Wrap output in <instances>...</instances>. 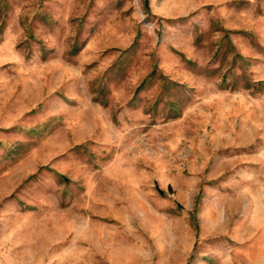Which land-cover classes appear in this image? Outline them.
Masks as SVG:
<instances>
[{
    "label": "rangeland",
    "instance_id": "obj_1",
    "mask_svg": "<svg viewBox=\"0 0 264 264\" xmlns=\"http://www.w3.org/2000/svg\"><path fill=\"white\" fill-rule=\"evenodd\" d=\"M0 264H264V0H0Z\"/></svg>",
    "mask_w": 264,
    "mask_h": 264
}]
</instances>
